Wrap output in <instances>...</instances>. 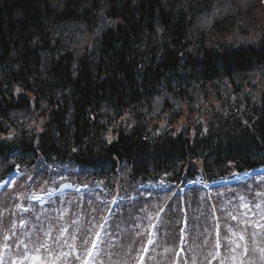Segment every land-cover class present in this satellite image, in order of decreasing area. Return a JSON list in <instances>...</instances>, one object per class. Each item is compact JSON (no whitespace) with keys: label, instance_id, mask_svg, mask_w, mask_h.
<instances>
[{"label":"trees","instance_id":"1","mask_svg":"<svg viewBox=\"0 0 264 264\" xmlns=\"http://www.w3.org/2000/svg\"><path fill=\"white\" fill-rule=\"evenodd\" d=\"M259 2L0 0V174L55 160L178 184L264 166V27L249 37L241 14Z\"/></svg>","mask_w":264,"mask_h":264},{"label":"snow or ice","instance_id":"2","mask_svg":"<svg viewBox=\"0 0 264 264\" xmlns=\"http://www.w3.org/2000/svg\"><path fill=\"white\" fill-rule=\"evenodd\" d=\"M19 91V90H18ZM257 208H260V205H256ZM160 211H163V209H160ZM233 219H235V217H233ZM261 219H264V216L261 217ZM21 223H24V221H21ZM256 227L259 228L261 231H264V224H260L257 223ZM66 231V230H63ZM48 235H50L49 233H45L44 236L47 237ZM63 235V232L61 233V236ZM234 235H236L234 233ZM99 236L100 233L96 232L95 234V238L92 239L91 241V249L88 250V256L91 257L92 252L96 249V245L99 242ZM255 236L256 233H253V242H255ZM7 239V238H6ZM73 239H75V237H73ZM238 239L240 241H244L245 240V236L244 235H239ZM62 240H57L54 241V243H61ZM85 243H87V241H84ZM152 241L149 240V243H151ZM32 245H33V250H32V254H28L27 252H25L23 254V259L24 260H28L30 262V264H58V261L60 260L61 256L63 255H67L64 253H58L56 252L54 249L51 248L50 245L47 244L46 239L42 238L39 234L37 235L35 240L31 241ZM27 243H25L23 245V247L25 249H27ZM69 247H74L73 245H69ZM217 247H219V245H217ZM241 248L240 244H236V247L232 249V251L235 253L236 249ZM41 249L44 250V253L47 254V256L45 257L44 255L41 254ZM250 251H258L260 253V258L262 260H264V247L261 248H253V249H249L247 247V245L243 246V251L241 253H239L241 259L239 261V264H246V261L244 259V257H246ZM79 258V257H77ZM141 259H143V257H141ZM232 260V264H237V259H236V255H233L231 257ZM11 264H17L16 260H13L11 262ZM85 264H87V261H85ZM220 264H224V261L221 260Z\"/></svg>","mask_w":264,"mask_h":264},{"label":"rangeland","instance_id":"3","mask_svg":"<svg viewBox=\"0 0 264 264\" xmlns=\"http://www.w3.org/2000/svg\"><path fill=\"white\" fill-rule=\"evenodd\" d=\"M250 4H253V3H250ZM226 7L227 8H221V9L215 10L213 13L214 17H217V16L222 15V14L225 15L228 12L236 13V11H237L236 7H232V5H226ZM241 14H242V17H245V21L248 22V25H250L251 29L255 25L253 31H250L251 34L249 35V37H251L252 35L254 36L256 33H258V31L262 27H264V0H260V2L257 3L254 7H252V8L250 7L248 10H246L245 12H243ZM209 22H211V21L209 20ZM229 40H232V39H229ZM232 41H234V40H232ZM256 83H259L258 80L256 81ZM45 201H46V198H44V199L42 198V200H40L38 204L39 205L43 204V203H45ZM2 228H3V226L0 227V229H2ZM242 235L245 236L244 241L233 240V242H230L231 240H229L230 247H229V249H228V247L225 248L224 251H221L219 253L221 256H220L219 260L216 261L217 264H220L221 260L224 261V264H232L231 257L233 255H236L237 264H239V261L241 259L240 255H239V253H241L240 248L236 249L235 253L232 251V249L236 247V244H240V245L242 244L243 246L247 245L246 238L248 235L253 236V232L251 229H249L248 231L245 230ZM247 247H248V245H247ZM10 255H11V252L8 250V248H6V250L1 254L2 260L5 261L6 259H8L10 257ZM244 259L246 261V264H253L254 263L253 262L254 260H252V258L249 257L248 255L246 257H244ZM190 262L192 264H195V262L193 260ZM0 263H1V261H0ZM26 264H30V262L27 260Z\"/></svg>","mask_w":264,"mask_h":264}]
</instances>
